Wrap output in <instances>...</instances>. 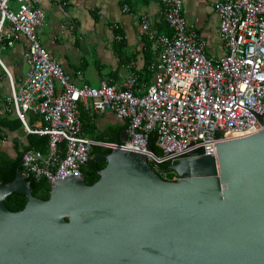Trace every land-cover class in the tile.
Here are the masks:
<instances>
[{"label":"water","instance_id":"water-1","mask_svg":"<svg viewBox=\"0 0 264 264\" xmlns=\"http://www.w3.org/2000/svg\"><path fill=\"white\" fill-rule=\"evenodd\" d=\"M254 115L227 136L263 129L216 143L217 157L199 148L168 163L177 180L158 174L149 144L121 140L99 180L73 174L46 200L19 170L0 183V264H264V113ZM13 192L28 196L23 209L7 207Z\"/></svg>","mask_w":264,"mask_h":264},{"label":"built area","instance_id":"built-area-1","mask_svg":"<svg viewBox=\"0 0 264 264\" xmlns=\"http://www.w3.org/2000/svg\"><path fill=\"white\" fill-rule=\"evenodd\" d=\"M51 1L64 11L67 0ZM36 3L0 0V48L12 47L23 37L29 65L18 84L0 54V75L10 85L5 101L28 135L48 136L46 151L30 148L23 152L25 179H46L53 186L73 174L84 175L83 166L93 158L96 145L116 146L84 135L81 102L93 112L111 109L127 121L128 137L122 147L146 151L155 134L161 154L150 149L147 157L156 170L199 148L204 155L217 157L216 143L263 129L226 134L249 129L256 123L254 113H264V0L217 1L227 49L221 58L207 55L205 40L182 14V0H163L161 14L171 33L153 35L160 52L153 67L155 79L144 94L134 88V77L121 87L107 79L99 86L74 83L39 40L37 29L46 13ZM142 18V29L148 30L149 20L145 15ZM30 115L39 116L44 125L31 126ZM217 131H223L224 138L217 139L222 136Z\"/></svg>","mask_w":264,"mask_h":264},{"label":"crops","instance_id":"crops-1","mask_svg":"<svg viewBox=\"0 0 264 264\" xmlns=\"http://www.w3.org/2000/svg\"><path fill=\"white\" fill-rule=\"evenodd\" d=\"M218 0H182V14L206 42V53L221 58L226 45L220 33V17L216 10ZM64 11L51 0H37L36 5L45 13L44 23L37 34L41 44L63 67L70 79L78 84L99 86L103 80L121 87L134 77L138 94H144L155 79L153 68L159 58L160 46L156 37L168 33L161 14L163 0H67ZM149 20V29H142L143 16ZM24 38L4 59L18 84L29 70L24 55ZM8 49V48H6ZM10 85L0 75V118L15 123L16 113L7 104L5 96ZM79 109L86 137L105 143L125 141L128 137L125 119L108 109L93 112L83 102ZM31 126H43L39 116H29ZM0 147L12 157L17 148L28 145L29 136L23 129L2 127ZM102 146L96 145L95 147ZM106 147V146H102Z\"/></svg>","mask_w":264,"mask_h":264},{"label":"trees","instance_id":"trees-1","mask_svg":"<svg viewBox=\"0 0 264 264\" xmlns=\"http://www.w3.org/2000/svg\"><path fill=\"white\" fill-rule=\"evenodd\" d=\"M164 24L167 26L166 28H169V25L166 22ZM167 32L171 33V29ZM16 119L17 120H15V123H11L7 118H0V126L9 128H18L23 126L21 120L18 117ZM3 134V131L0 130V139L4 137ZM28 136V145L17 148V155L15 157H12L0 147V183H6L13 180L16 177L18 171L22 170L21 160L22 154L25 150L30 148H37L43 151L47 150L48 136H41L38 134H29ZM149 145L154 153L161 154V150L155 144V134L151 136ZM111 149L112 148L110 147L108 148L102 146L93 148V158L90 160L91 163H87L83 166V173L87 184H93L99 180L101 177L100 170L103 169L107 164L105 156L111 151ZM99 153L100 155L98 156ZM97 157L98 159L95 160ZM162 171L167 172V175H164ZM157 172L162 178L167 180H174L175 177H178L177 172L168 167V162L160 164ZM26 180L30 182L31 191L34 196L45 200L50 197L52 186L47 182L46 179L36 180L33 177H27ZM27 201L28 196L22 192H13L5 199L7 207L12 211L23 209L27 204Z\"/></svg>","mask_w":264,"mask_h":264},{"label":"rangeland","instance_id":"rangeland-1","mask_svg":"<svg viewBox=\"0 0 264 264\" xmlns=\"http://www.w3.org/2000/svg\"><path fill=\"white\" fill-rule=\"evenodd\" d=\"M14 10L17 11V6L14 8ZM9 51H10V48H8V49H2V48H0V54H1V56L4 59L6 58V55L8 54ZM177 179H178V177H175L174 180H177Z\"/></svg>","mask_w":264,"mask_h":264}]
</instances>
